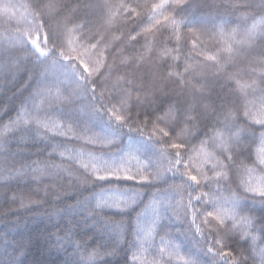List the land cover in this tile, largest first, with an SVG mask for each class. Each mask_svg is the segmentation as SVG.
I'll use <instances>...</instances> for the list:
<instances>
[{
    "label": "snow or ice",
    "instance_id": "6c2138e0",
    "mask_svg": "<svg viewBox=\"0 0 264 264\" xmlns=\"http://www.w3.org/2000/svg\"><path fill=\"white\" fill-rule=\"evenodd\" d=\"M180 3L215 13L180 22L216 43L205 59L226 95L205 99V78L199 112L133 121L86 100L93 83L68 92L39 36V72L0 58V264H264V0Z\"/></svg>",
    "mask_w": 264,
    "mask_h": 264
},
{
    "label": "trees",
    "instance_id": "16d2710c",
    "mask_svg": "<svg viewBox=\"0 0 264 264\" xmlns=\"http://www.w3.org/2000/svg\"><path fill=\"white\" fill-rule=\"evenodd\" d=\"M214 16L211 9L193 11L180 0H0V58L8 53L21 61L20 70L39 72L34 64L39 36L44 65L56 67L68 92L83 94L93 83L97 95L88 90L86 100L123 106L133 121L137 114L143 119L169 108L182 114L195 107L199 112L202 98L195 89L205 78L212 92L205 99L226 95L205 59L216 43L197 39L180 22L211 28ZM81 64L90 69L87 83ZM24 79L22 74L11 90ZM182 119L177 115L176 126ZM125 141L142 143V138L133 134Z\"/></svg>",
    "mask_w": 264,
    "mask_h": 264
}]
</instances>
